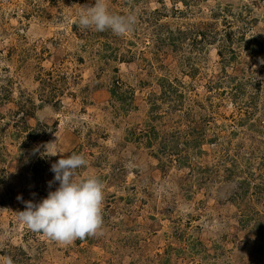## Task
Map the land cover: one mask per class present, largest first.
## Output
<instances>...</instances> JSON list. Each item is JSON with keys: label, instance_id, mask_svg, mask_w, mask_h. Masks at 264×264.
I'll return each mask as SVG.
<instances>
[{"label": "rangeland", "instance_id": "1", "mask_svg": "<svg viewBox=\"0 0 264 264\" xmlns=\"http://www.w3.org/2000/svg\"><path fill=\"white\" fill-rule=\"evenodd\" d=\"M187 1L106 0L135 16L117 36L78 26L94 0H0V264L21 252L30 264H264V0ZM163 6L164 23L177 7L190 10L181 26L221 31L194 53L195 71L191 43L157 51L152 12ZM48 72L66 78L62 105L39 109ZM117 80L135 95L126 113L112 99ZM171 83L183 105L164 99ZM150 126L151 144L135 133ZM191 127L201 151L182 139L162 151ZM72 154L87 160L76 179L104 185L103 224L61 245L18 212L59 186L51 166Z\"/></svg>", "mask_w": 264, "mask_h": 264}, {"label": "clouds", "instance_id": "2", "mask_svg": "<svg viewBox=\"0 0 264 264\" xmlns=\"http://www.w3.org/2000/svg\"><path fill=\"white\" fill-rule=\"evenodd\" d=\"M77 24L81 29L110 30L124 36L132 30L135 16L116 14L106 0H94L92 6L78 14ZM85 165L87 160L80 154L68 155L53 163L51 171L55 176L49 186L56 182L59 186L39 202L26 201L25 210L18 212L20 223L61 245L97 234L103 224L104 185L95 176L76 179L77 169Z\"/></svg>", "mask_w": 264, "mask_h": 264}, {"label": "trees", "instance_id": "3", "mask_svg": "<svg viewBox=\"0 0 264 264\" xmlns=\"http://www.w3.org/2000/svg\"><path fill=\"white\" fill-rule=\"evenodd\" d=\"M179 3H181L185 8H188L189 4L187 0H177ZM164 7V13L160 10H154L152 12L153 20H152V28L154 29V34L157 38L156 47L157 51L163 52L164 49L170 48L173 52L179 53L181 50H184L187 46V43H191L193 48L191 49V53L189 56L184 57L186 60V66L191 72L194 70V53L201 50V45H204L208 43L209 41L216 42L219 37H223L221 35V31L216 29V27L213 26L211 23L203 22L199 27H197V31H191L185 26H181L180 23L177 22V20L181 19L186 15L190 10L186 9V11H181L177 7H174L172 9V15L170 17V21L164 23V20L168 19V16H165L166 13L169 14V10ZM217 16V14H215ZM211 21H214L211 19ZM177 22V23H176ZM176 24V26H173ZM199 25V24H198ZM193 28V27H192ZM194 29V28H193ZM192 29V30H193ZM232 33V32H230ZM90 33H88L89 35ZM111 34V33H109ZM229 42L228 44H231ZM104 47L106 50H110L112 48V43L110 41V38L106 41V44H104ZM222 52H219V56L222 57ZM64 80L66 78L64 76H61L60 74H56L53 72H48L45 75V78L42 77L39 80V84L41 87L40 92L42 93L41 96V104L38 106L39 109H43L46 106H53V107H59L62 105L61 100H59V97L64 93ZM167 80H165L166 83ZM180 84V82H178ZM123 82L121 80H117L114 82L113 87L111 88V95L114 102L118 105V111L125 112L128 111L127 109L131 107V105L135 102V95L133 90H124L123 89ZM177 84H167V87L164 86V99L170 101L173 100L175 96V101L178 104L183 105V101L185 100V97L183 94L178 92ZM26 113H29L28 111ZM250 116V115H249ZM244 122V120H242ZM137 138L143 140H147L150 144L153 140L158 139V132L155 130V128L151 127L148 129V131H141V132H135ZM203 132L199 130V127H191L189 132H176V134H172L173 136L165 137L164 144H166V147L162 151H165L167 147L175 148L179 147L178 142L182 139L181 144L184 145L186 148H195L201 151L202 144L204 142L205 136H203ZM203 137V138H202ZM92 137H90L89 142L93 143ZM163 144V145H164ZM185 161V160H183ZM245 186V185H244ZM257 189H259L257 187ZM256 189V190H257ZM13 264H30V259L28 256L21 252L20 256L17 258V260Z\"/></svg>", "mask_w": 264, "mask_h": 264}]
</instances>
